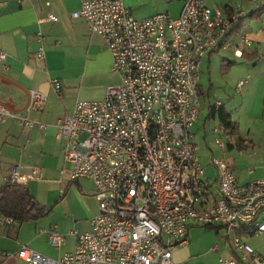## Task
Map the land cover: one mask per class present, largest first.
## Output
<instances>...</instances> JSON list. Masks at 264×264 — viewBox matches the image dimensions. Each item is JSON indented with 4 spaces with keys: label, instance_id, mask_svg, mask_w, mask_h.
<instances>
[{
    "label": "built area",
    "instance_id": "2783aa9c",
    "mask_svg": "<svg viewBox=\"0 0 264 264\" xmlns=\"http://www.w3.org/2000/svg\"><path fill=\"white\" fill-rule=\"evenodd\" d=\"M245 15L239 8L184 0L177 17L161 12L137 19L124 0L82 1L71 17L104 39L120 82L109 85L101 100L77 101L55 127L66 143L64 160L73 164L71 177L93 180L99 212L89 231L76 233L73 252L53 258L28 246L0 249V264H175L174 247L187 243L190 222L226 229L239 257H222L219 264H264L241 238L264 233V178L241 183L221 156H212L216 175L208 176L192 131L200 115L201 66L207 55L229 46ZM47 19L59 17L49 12ZM242 41L253 44L245 36ZM45 53L41 46L33 57L42 60ZM234 54L242 57L243 50ZM50 83L61 97V81ZM248 83L249 77L239 80L236 92ZM46 104L45 93L29 89L20 110L0 101V123L17 119L27 133L37 127L46 135L49 124L32 116ZM212 131L225 149L231 135L220 124ZM37 173L14 167L9 180L23 184ZM12 223L0 214V227ZM49 241L60 247L64 236L54 231Z\"/></svg>",
    "mask_w": 264,
    "mask_h": 264
},
{
    "label": "crops",
    "instance_id": "0c3cea01",
    "mask_svg": "<svg viewBox=\"0 0 264 264\" xmlns=\"http://www.w3.org/2000/svg\"><path fill=\"white\" fill-rule=\"evenodd\" d=\"M82 1L0 0V55H6L5 60L0 58V101L20 110L28 99L29 89L39 90L47 95V104L44 110L34 112L32 116L49 124L44 135L37 127L27 133L17 119L0 123V187L9 181L14 167L24 175H32L36 170V176L23 184L29 187L39 202L50 208L46 216L22 223L17 238L6 235L1 226L0 249L17 251L22 246H28L46 256L60 257L76 249V233L89 231L91 219L99 212L93 180L71 177L73 164L64 160L66 143L56 137L55 127L58 118L71 113L77 101L101 100L109 85L120 82V76L112 72V55L104 39L92 32L84 20L71 17V13L81 7ZM183 1L124 0L137 19L161 12L177 17ZM263 1L206 0L210 7L239 8L247 13L228 37L229 46L221 47L205 58L210 61L214 54L224 50L232 52V57H222V64L233 61L229 66L231 68L237 64V59L240 60L241 73L235 75L233 89L241 96L240 107L251 120L247 131L243 130L242 120L229 110L228 102L232 98L217 100L226 105L238 124V133L230 134L229 143L235 144L238 137L245 140L241 150H229V144L225 149L220 148L232 154L227 160L241 183L264 178V133L259 137L252 132L256 123L264 132V15L256 19L249 15ZM39 2L41 5H38ZM47 2L50 4L46 5ZM49 12L58 15L59 20H48ZM243 36L253 44L245 46ZM41 46L45 48V58L37 60L33 55ZM238 47L248 56H236L234 51ZM247 77L248 85L241 92H236L238 81ZM55 78L63 85L61 97L50 83ZM200 91L205 94L202 85ZM216 117L208 113L203 127ZM206 172L215 178L216 171L211 163L207 164ZM189 226L187 243L174 247L175 264H219L222 257H239L232 242H228L229 248L215 235V231L192 222ZM54 231L64 236L60 247L53 246L49 241ZM249 236L251 238L245 243L264 257V233Z\"/></svg>",
    "mask_w": 264,
    "mask_h": 264
},
{
    "label": "rangeland",
    "instance_id": "374dc122",
    "mask_svg": "<svg viewBox=\"0 0 264 264\" xmlns=\"http://www.w3.org/2000/svg\"><path fill=\"white\" fill-rule=\"evenodd\" d=\"M231 56L232 52L227 51H220L217 54H214L210 61L206 59L202 66H201V76H200V86L206 90L204 93L200 96V115L198 120L194 123L193 131L195 133L196 141L200 145V151L199 156L201 161L206 165L211 161L212 156H221L226 159H231V155L228 151L221 150L216 144H215V136L213 134L212 128L218 124L217 117L214 119H211L205 124V121L208 119V113L210 106L214 105L215 100L217 99H225L230 100L228 102L229 110L232 111L235 117L242 120V126L243 130L247 131L249 124H251V120L249 119V116L245 112V110L240 107V95L236 94L233 89V80L236 74H240V60H236L235 68L234 66L231 68H225L222 69V63L223 59L222 57L225 56ZM233 69V70H232ZM213 84V87L211 85ZM262 125V124H261ZM252 127V126H251ZM252 132H255L257 136L262 137L263 135V128L259 124H255L252 127ZM229 135V134H228ZM223 140L227 143V137L223 136ZM209 168V167H208ZM210 170V169H209ZM204 228V227H201ZM207 230H213L216 232V229L214 227L210 228H204ZM216 236L219 237L221 241H223V244H226L229 248L230 245L228 242H230L227 238V231L226 229L222 228L219 230V233H215ZM254 237V236H253ZM252 237V238H253ZM242 241L245 242L246 240L250 239L251 237L249 235H242ZM227 247V253L229 254V248Z\"/></svg>",
    "mask_w": 264,
    "mask_h": 264
},
{
    "label": "trees",
    "instance_id": "16d2710c",
    "mask_svg": "<svg viewBox=\"0 0 264 264\" xmlns=\"http://www.w3.org/2000/svg\"><path fill=\"white\" fill-rule=\"evenodd\" d=\"M249 15L253 19L264 15V1L257 8L252 9ZM243 54L248 56L244 52ZM231 64H233V61L228 60L227 63L222 64V69L229 68ZM209 116H217L220 125L227 134L233 135L238 133V124L233 120L231 113L223 102L220 105L214 104L210 106ZM244 142V138L238 137L235 144L229 143V150L235 148L238 150L243 149L245 146ZM49 212L50 208L39 202L27 185L9 180L0 187V214L3 217H11L15 221V223L4 224L2 226L3 232L9 237L17 238L22 223L42 218ZM214 228L219 233V230L223 227L215 226Z\"/></svg>",
    "mask_w": 264,
    "mask_h": 264
}]
</instances>
